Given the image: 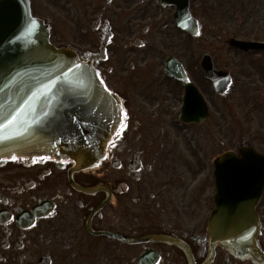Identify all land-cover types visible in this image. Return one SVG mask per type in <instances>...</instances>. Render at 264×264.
<instances>
[{"label":"flooded vegetation","instance_id":"af4514ba","mask_svg":"<svg viewBox=\"0 0 264 264\" xmlns=\"http://www.w3.org/2000/svg\"><path fill=\"white\" fill-rule=\"evenodd\" d=\"M187 2L200 35L180 28L164 0H44L34 16L50 42L91 62L121 100L127 127L99 167L0 165V264H264V188L256 259L230 254L208 234L214 162L250 144L227 93L200 68L206 55L220 69L199 4Z\"/></svg>","mask_w":264,"mask_h":264},{"label":"water","instance_id":"95a60500","mask_svg":"<svg viewBox=\"0 0 264 264\" xmlns=\"http://www.w3.org/2000/svg\"><path fill=\"white\" fill-rule=\"evenodd\" d=\"M167 1L177 6V24L189 29L192 21L187 19L185 0ZM228 44L242 51L264 49L262 43L235 39ZM76 64L89 66L87 76L74 70ZM202 67L216 90L223 93L230 84L229 74L215 72L206 59ZM93 71L91 62L49 42L45 24L31 15L29 0H0V122L23 109L20 119L28 129L18 140L0 143V164L13 155L27 161L41 156L75 160L72 164L77 168L100 163L114 127L108 116L116 118L112 108L119 109L121 102L116 96L105 100ZM60 81L63 83L53 88ZM72 116L78 118L76 123ZM54 137L59 138L55 147ZM221 158L226 167L221 170L225 188L232 193L216 199L209 220L210 240L236 256L256 259L259 222L254 207L264 185V156L243 147L240 158L231 152ZM245 236L248 239H242Z\"/></svg>","mask_w":264,"mask_h":264},{"label":"rangeland","instance_id":"374dc122","mask_svg":"<svg viewBox=\"0 0 264 264\" xmlns=\"http://www.w3.org/2000/svg\"><path fill=\"white\" fill-rule=\"evenodd\" d=\"M199 1V2H198ZM44 0H31L33 15L41 16ZM196 17L210 30L215 65L228 70L232 83L227 106L241 121L243 141L264 152V53L242 54L228 47L237 37L264 41V0H194Z\"/></svg>","mask_w":264,"mask_h":264},{"label":"snow or ice","instance_id":"6c2138e0","mask_svg":"<svg viewBox=\"0 0 264 264\" xmlns=\"http://www.w3.org/2000/svg\"><path fill=\"white\" fill-rule=\"evenodd\" d=\"M109 3H111V0H109ZM32 23L34 24L35 21H33ZM194 31H195L196 35H200V32L198 29H194ZM17 39H20V37H17ZM141 47H143V45H141ZM69 70H73L71 65L69 66ZM74 70L75 71H81L83 75L87 76L88 72L90 71V68L88 65L76 64ZM92 76H93V79H95L98 82V84L100 85V90L106 94L105 95L106 101H108V98L115 96L114 93L110 92V90L108 89L107 85L104 83L102 78H100L98 72L93 71ZM59 83H63V81H60V82H57L56 84H54L53 88L58 87ZM112 110L117 113V116L115 119H113V117L111 115L108 116V122L114 125V127L111 130V135H109V137H108V141H109L108 146L111 148H116L117 144L115 141H119L120 139H122L121 134L123 133V131L127 127L126 120L128 118V114H127V111L125 109H123L122 106L119 109H117V108H115V106H113ZM22 114H23V109H20L14 115H12L10 118H5L3 122H0V143L18 140L20 137H22L26 134L28 129L25 126V122L21 121V119H20ZM77 120H78V118L76 116L71 117L72 123H76ZM116 126L119 127V130H117ZM105 127L107 128V124L105 125ZM113 137H114V139H113ZM53 140H54V142H53L52 146L55 147V143L59 142V138L54 137ZM69 142L71 143L73 141H69ZM88 147L93 148L94 146L89 144ZM11 158H12V160L19 162L18 158L15 155H13ZM107 158L108 157L106 155H104V159H107ZM48 159H50V157L41 156L38 158L39 162H46ZM71 162L76 163L75 160L71 161ZM99 166H100L99 163H96L93 165V167H99ZM135 170L139 171V165L136 166ZM33 187H35V185H33ZM9 222H11V221H9ZM32 226L35 227L34 224ZM249 235H250V233H249ZM242 239H248V237L245 236V237H242Z\"/></svg>","mask_w":264,"mask_h":264}]
</instances>
